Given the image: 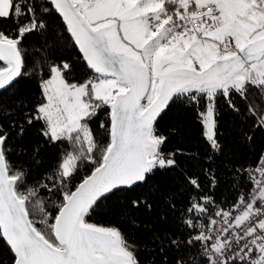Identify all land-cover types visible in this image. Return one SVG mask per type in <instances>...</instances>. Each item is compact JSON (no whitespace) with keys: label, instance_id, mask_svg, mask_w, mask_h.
I'll use <instances>...</instances> for the list:
<instances>
[{"label":"snow or ice","instance_id":"snow-or-ice-1","mask_svg":"<svg viewBox=\"0 0 264 264\" xmlns=\"http://www.w3.org/2000/svg\"><path fill=\"white\" fill-rule=\"evenodd\" d=\"M0 20V264H264V0H0ZM173 106L191 167L166 148L186 126L157 127Z\"/></svg>","mask_w":264,"mask_h":264},{"label":"trees","instance_id":"trees-1","mask_svg":"<svg viewBox=\"0 0 264 264\" xmlns=\"http://www.w3.org/2000/svg\"><path fill=\"white\" fill-rule=\"evenodd\" d=\"M12 24L11 20H0V28H7ZM78 50H70L66 51V55L71 56L73 59L76 58ZM27 71V70H26ZM27 87H29L32 91V94H36L35 91V84H28ZM12 97L9 93H0V100H11ZM100 117H103L104 113L101 112ZM237 118L233 117L230 113L222 112L220 121L223 125L222 131L229 132L231 131V128L234 126V121ZM172 122H180L183 123L186 127L184 129V136L183 137H172L169 139L166 148L168 150H171L172 146H179L177 144L178 139H182L183 143L185 144V153L187 155L179 156V159L182 161L183 165H187L189 167L195 165L197 163L196 158L193 153H197L199 150V140L197 139L199 133L198 128L199 124L195 119L192 117L191 113L188 110L185 109H176L175 106H173L172 109H169V111L161 118L159 124H157V127L163 130L164 128H167ZM37 130V126L33 125L30 126L28 129V137L35 139V133ZM261 139L260 134H257L256 140L259 142ZM48 151H50L51 154H55V148H51ZM179 155V154H178ZM195 170V168H193ZM167 175L166 173H157V179L160 177ZM154 181H150L152 183ZM144 190H147V185L144 186ZM147 216L148 214L145 213ZM152 218L155 217V213L151 214ZM0 257H3V250L2 247H0ZM148 257V253H142V259H146ZM6 258V257H5Z\"/></svg>","mask_w":264,"mask_h":264}]
</instances>
